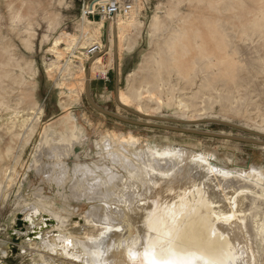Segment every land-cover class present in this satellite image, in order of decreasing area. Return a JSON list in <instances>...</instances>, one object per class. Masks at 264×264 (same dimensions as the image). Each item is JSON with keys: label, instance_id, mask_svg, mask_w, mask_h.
Segmentation results:
<instances>
[{"label": "bare ground", "instance_id": "6f19581e", "mask_svg": "<svg viewBox=\"0 0 264 264\" xmlns=\"http://www.w3.org/2000/svg\"><path fill=\"white\" fill-rule=\"evenodd\" d=\"M115 1L118 2L111 0ZM183 1L172 0L164 16L158 11L153 16L150 29L154 36L165 30L167 35L154 44L156 51L145 57L142 68L146 73L139 84L132 83L127 91H121L123 103L138 101L140 107L149 111L151 107L145 103L147 97L156 102L168 98L181 106L182 113L195 114L201 111L197 108V99L216 90L219 83L228 87L225 99L233 98L234 90L243 85L240 82L237 86L244 66L235 56L236 45L232 51V40L233 34L241 31L236 15L245 10V0H189L215 13L201 14L196 20L191 14L181 12ZM136 4L137 8L127 14V19L118 15L121 48L126 32L142 25L136 18L140 9ZM10 8L13 20L26 18L16 5L11 4ZM91 8V11L96 10ZM257 16L262 29L263 8ZM56 19L57 14L50 16L51 22ZM175 20L177 25L169 27L168 21ZM85 21L91 22L84 15ZM242 33L240 37L245 39ZM80 39H84L82 46H103L85 28L79 38L71 39V46L78 45ZM134 44L127 41L125 47L132 50ZM3 63L5 60L1 59L0 65ZM79 66L80 69L75 68L68 60L64 64L66 79L71 81L76 71L83 75L85 67ZM108 66L102 56L97 57L91 62L90 74L104 72ZM3 77L0 73V90H4L1 87ZM84 80L82 77L81 81ZM14 82L22 85L21 90L25 88L24 79ZM195 85L198 89L188 96L186 90L191 91ZM177 91L182 92L180 98L176 96ZM1 97V109L5 108L10 117L0 123V135L2 141L10 136L12 142L7 146L10 149L17 139L25 143L34 134L43 110L37 109L32 115L36 120L32 122L28 115L37 106L35 101L28 98L30 108L21 115L24 110L13 107L6 96ZM20 97V101H24V97ZM262 117L264 121V115ZM63 120L74 130L73 136L66 142L40 141L31 164L39 165L36 174L42 183L56 190L54 195L61 204L54 208V195L47 196L45 188L38 185L34 187L33 199L23 198L15 210V214L22 213L24 219L35 221L34 225L45 223V215L54 221L49 229L39 234V239L25 241L38 242L42 251L56 258L38 249V257L32 264H264V166L219 168L202 153L188 148H165L164 152L161 148L152 154L149 150L152 146L135 153L133 140L128 141L115 132L95 141L97 160L82 161L79 154L69 165L68 160L84 142L81 130L69 116L59 118L54 125L61 128ZM16 121L25 129V136L14 133ZM45 158L52 161H45ZM3 175L0 198L4 195L8 200L6 193L11 194L18 176L12 167L4 170ZM13 179L14 183L8 187ZM72 201L87 205L82 213L84 224H70L71 213H64L78 210ZM14 231L21 235L20 231ZM0 242V252L7 254L8 245L2 239Z\"/></svg>", "mask_w": 264, "mask_h": 264}, {"label": "rangeland", "instance_id": "374dc122", "mask_svg": "<svg viewBox=\"0 0 264 264\" xmlns=\"http://www.w3.org/2000/svg\"><path fill=\"white\" fill-rule=\"evenodd\" d=\"M117 1L123 3V0ZM188 1L185 0L180 4V10L183 14L187 12L185 15L191 14L192 19L196 20L201 14L215 15L205 6ZM110 2L111 0H0V60H5V63L0 65V73L4 74L1 87H4L5 90H0V96H6L13 107L19 108L20 111L24 110L25 112H21V115H24L30 108L31 102L28 101V98L35 101L37 106L34 110L31 109L32 113L28 115L30 121L33 120L32 122L36 120L33 116L38 112L37 109L40 107L43 110L34 134L25 143L16 137L17 140L8 149L7 146L12 142L10 136H6L2 141L0 135V179L5 177L3 175L4 170H9L11 167L14 168L15 175L18 176L11 194L6 193L8 200L4 199V195L3 198H0V238L8 245L7 254L0 252V264H32L33 262L32 253L20 254V247L25 239L21 243L14 244L8 230L16 224L17 214H15V210L22 199L25 197L28 200L33 199L34 187L43 186L47 196H53L56 192V190L52 191L49 184L41 182V178L36 174L39 165L32 166L31 164L40 141L66 142L73 136L74 130L64 120L61 128L54 125L59 118L69 116L83 135L84 143L68 160L69 165L77 160L76 156L79 154L82 161L97 160L95 141H100L105 135L115 132L118 135H124L128 141L133 140L132 150L135 153L140 149L148 150L152 146L153 148L149 149L152 154L156 153V149L161 148V152H164L165 148H188L197 153H202L206 159L219 168H247L251 164L264 166V146L262 145L135 125L98 111L87 99V83L89 82L91 96L98 105L127 119L264 141V137L257 135L264 133V121H262L264 115V27L259 28L261 21L257 16L258 11L264 9V2L245 0L247 4L245 10L236 15V23L244 32L241 36L245 39L240 37L241 31L239 34L237 32L233 34L232 51L236 45L235 56L238 57L240 65L243 64L242 66H244L240 72V78L238 77L239 85L237 86L243 85L234 90L233 96L235 98H224L228 93L226 91L228 87L221 82L217 86L219 89L207 93L210 97L203 94L200 99H197V108L201 111H196L195 114H192L191 111L182 113L181 106L172 100L169 101L168 98L156 102L147 97L145 103L151 107L149 111L140 107L138 101L122 102L121 91H127L130 85L139 84L140 78L146 73L142 68L145 66L143 65L145 64L143 63L145 57H150L156 51L157 45L154 44L162 41L163 36L167 35V30H165L163 33L154 36L150 29V23L157 11L160 12V15H165L172 0H138L136 3L140 5V9L136 13V18L142 21V25L139 28L132 27L126 32L128 34L123 38L124 41L122 40L124 45L122 48L118 40V15L127 19L130 14L118 13L113 19L105 20L100 10ZM11 4L16 5V8L21 10L26 18L13 20ZM97 5H101L102 8L94 15L86 16L92 23L84 22L86 7L97 9ZM136 8L137 4H135L132 12ZM53 14H57V19L51 22L50 16ZM175 21H168V26L177 25V20ZM84 28L90 30L103 45V51L100 50L96 55L88 53L92 45L82 46L84 39H80L78 45L71 46V39L79 38L83 34ZM127 41L135 43L132 50L126 49ZM238 52L239 54H237ZM100 56L103 57L104 64H109L108 69L91 75L89 70L91 62ZM59 60L60 63H58ZM68 60H71L77 69H80L81 66L79 65L83 64L85 67L83 75L76 71L71 81L66 79L67 69L64 68V64ZM82 77L85 78L84 81H81ZM18 78L24 79L26 83L22 90V85L14 82ZM241 79L243 82L240 81ZM180 86L182 87L183 84ZM197 89L198 87L195 85L191 91L190 89L186 90L187 95L191 96L192 92ZM23 90L27 94L23 93ZM74 90L78 91V94ZM181 93V91H177L176 96L180 98ZM20 96L24 97V101H20ZM199 102L204 103V106L198 104ZM64 104H67V107H64ZM120 104L131 107L144 116H148V118L141 117ZM1 108L0 106V123L2 124L10 116L5 108ZM150 117L177 119L192 123H170L149 119ZM201 119L225 120L245 127L251 132L215 122H196ZM18 125L19 123L16 121L14 133L18 136H25V129ZM44 160L52 161V159L47 158ZM14 180L8 182V187L14 183ZM54 198V208H58L61 203L55 195ZM72 203L74 206L76 205V210H78L74 213L65 212L71 213V217L74 216L70 224L75 222L84 224L82 213L87 210V205L74 201ZM5 224L9 226L2 229ZM12 245L18 249L16 253L12 251Z\"/></svg>", "mask_w": 264, "mask_h": 264}, {"label": "water", "instance_id": "95a60500", "mask_svg": "<svg viewBox=\"0 0 264 264\" xmlns=\"http://www.w3.org/2000/svg\"><path fill=\"white\" fill-rule=\"evenodd\" d=\"M116 15V13H113V17ZM99 51L94 52L93 55L98 54ZM87 99L89 101V103L98 111L109 115L111 117H114L116 119H120L122 121H126L128 123H132L135 125H142V126H148V127H157V128H163V129H168V130H173V131H180V132H187V133H195V134H199V135H204L207 137H215V138H221V139H229V140H233V141H241V142H246V143H253V144H259V145H264V141L259 140V139H249V138H245V137H238V136H233V135H227V134H223V133H216V132H209V131H201V130H196V129H188L185 127H178V126H174V125H165V124H159V123H149L148 121H141V120H132V119H127L125 117H122L114 112L108 111L106 109H104L103 107H101L100 105H98L93 97L91 96L90 90H89V82L87 83ZM122 107H124L125 109L132 111L134 113H136L137 115H140L141 117L144 118H148V116H144L143 114H141L140 112L132 109L131 107L125 106L120 104ZM149 119H155V120H159V121H167L170 123H179V124H191V121H183V120H177V119H168V118H157V117H150ZM198 123H202V122H215V123H220V124H224V125H229L231 127H235L237 129H241L244 131H249L251 132L249 129L242 127L240 125H236L233 124L231 122L225 121V120H219V119H201L196 121ZM257 135L264 137V133H258ZM45 218V223H40V224H35V221L33 220H29V219H24L23 218V214L19 213L17 214V219H16V224L14 225V227L9 228L8 230V234L12 240V242L14 244H18L21 243V241L23 239H39V234L42 233L44 230H46L47 228H49L51 226V224L54 223V221L50 218H48L46 215L44 216ZM31 226V228H30ZM14 230H18L21 232V235L18 236L17 233ZM12 251L14 253H16L18 251V249L15 247V245H12Z\"/></svg>", "mask_w": 264, "mask_h": 264}, {"label": "built area", "instance_id": "2783aa9c", "mask_svg": "<svg viewBox=\"0 0 264 264\" xmlns=\"http://www.w3.org/2000/svg\"><path fill=\"white\" fill-rule=\"evenodd\" d=\"M136 2L137 0H123V3L120 1L118 2L115 1L107 4L104 8L98 6V8L95 11H91L89 9V6H87L86 9L84 10V15L85 16L94 15L100 8H102V10H100L101 14L105 18V20L109 21L113 19V13L121 12L124 15L130 14L131 11L134 9ZM100 50H102V47H100L99 45H93L89 48L88 53L93 54L94 52Z\"/></svg>", "mask_w": 264, "mask_h": 264}, {"label": "crops", "instance_id": "0c3cea01", "mask_svg": "<svg viewBox=\"0 0 264 264\" xmlns=\"http://www.w3.org/2000/svg\"><path fill=\"white\" fill-rule=\"evenodd\" d=\"M65 213V212H64ZM66 214H69V213H66ZM74 218V216H72L71 217V219H70V223L72 222V219ZM9 225L8 224H5L4 225V227L2 228V229H4V228H7ZM46 233V232H45ZM54 238L52 237L51 238V240H53ZM0 241H1V239H0ZM0 244H1V242H0ZM38 249H40V245H39V243L38 242H36V241H30V242H28V241H24V243H22L21 244V247H20V254H28V253H32V257H33V261H34V259H36L37 257H38ZM41 250V249H40ZM42 251V250H41ZM45 255H49L50 256V258H56V256H53V255H51V254H48L47 252H44V251H42ZM68 261V260H67Z\"/></svg>", "mask_w": 264, "mask_h": 264}]
</instances>
